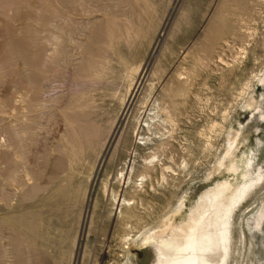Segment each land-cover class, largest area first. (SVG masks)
<instances>
[{"label":"rangeland","instance_id":"1","mask_svg":"<svg viewBox=\"0 0 264 264\" xmlns=\"http://www.w3.org/2000/svg\"><path fill=\"white\" fill-rule=\"evenodd\" d=\"M262 75L264 0H0V264H124L222 183L206 232L232 212L229 264H264Z\"/></svg>","mask_w":264,"mask_h":264},{"label":"bare ground","instance_id":"2","mask_svg":"<svg viewBox=\"0 0 264 264\" xmlns=\"http://www.w3.org/2000/svg\"><path fill=\"white\" fill-rule=\"evenodd\" d=\"M260 81L264 82V75H262V77L260 78ZM258 103L259 102L253 96L250 97L246 101L247 106H253L254 104H256L255 106L258 107L259 106ZM228 134L229 135L227 139L226 156H227V153H229L232 144L234 143L237 144L235 142L237 140L236 132L231 130ZM231 155L232 156L229 157L230 159L228 158L229 163L225 166V169L227 167V171L229 170V172L234 171L238 168H241L242 159H243L241 156L238 160H236L233 154ZM153 164L155 163H152V162L150 164L146 163V168H152ZM149 166H152V167H149ZM126 167H127V175H123V172H122L119 178L120 182L123 184L124 187L129 185V183L131 182V173L134 169L133 160L131 161L129 159V163L126 165ZM162 176L165 177L164 173L162 174ZM145 177L146 175L142 176L141 180L142 181L145 180L143 179ZM140 184H143V182L142 183L140 182ZM223 187H224V184L222 183L219 189L217 190V192L211 195L210 197L211 200L208 202L210 208L199 211L191 219L186 218L184 214L182 215L183 212H186V209H185L186 208V198L183 197L179 199L178 204L171 211L169 216L164 218L162 222L156 228H149L144 231L139 230L135 235L128 236V234H126L129 237L127 239V245L128 244L129 245L126 246L127 249L124 250L125 251L124 264H138L135 256L132 254L131 248L132 247H143L149 244H154L157 250H159L160 257L156 264H229L230 258H231V246H232V241H233L232 239L234 238L233 228H232L233 226L232 212L227 216V219L223 223L217 225L215 239L211 237L210 235H208L204 227L205 219L209 216L210 212H212V210L214 209V203L216 199L218 198V196L221 194ZM246 191L248 190L245 189L242 192L243 193L242 196L244 195ZM242 196L237 198L238 201H240L243 198ZM113 199H114L113 203L116 204V205L114 204V206L116 207L115 208L116 213H117V210H119L118 217L122 216L124 220L125 218H130V214H126L124 216V215H121L120 212H121V208L123 207L127 209H131L132 204L129 201H127L124 197L123 198L115 197ZM176 215H182L183 218L182 219L179 218V220H176L175 219ZM126 220H129V219H126ZM262 220H263L262 214L256 217V223L259 226L260 224H262L261 223Z\"/></svg>","mask_w":264,"mask_h":264}]
</instances>
